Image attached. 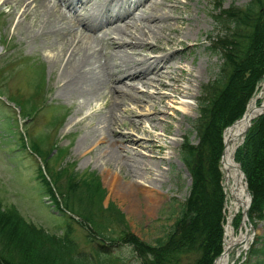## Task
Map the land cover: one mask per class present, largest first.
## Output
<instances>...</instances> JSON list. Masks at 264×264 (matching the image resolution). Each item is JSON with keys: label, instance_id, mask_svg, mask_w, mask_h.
I'll list each match as a JSON object with an SVG mask.
<instances>
[{"label": "rangeland", "instance_id": "rangeland-1", "mask_svg": "<svg viewBox=\"0 0 264 264\" xmlns=\"http://www.w3.org/2000/svg\"><path fill=\"white\" fill-rule=\"evenodd\" d=\"M126 1L128 0H113L112 2L109 0H102L101 3L109 5L122 3V5H124ZM153 1L158 4L163 2V0H147L145 5H148ZM176 1V3L166 1L165 5L167 7H169V5L175 6L178 11H181V16H186L188 14L192 20L195 21L196 26L193 27L191 34L186 38V40L179 37V39H182V46L185 48L182 49L179 44L174 45V47L176 46L175 59L178 60L179 64H177L180 66L182 64V67L185 70H188L191 67L194 69L198 68L199 74L197 75L196 80L191 81L190 85L183 81L180 82V86H186L190 90L189 94L185 97L174 95V99H177L176 107L179 106V109L175 113L177 116L175 115V117L166 118L165 120L169 132L162 135L160 127L156 122H154L156 124V128L152 134L158 140V144L169 145V143H173L172 147H166L161 151L153 153V159H149V161L152 162H149L150 166L148 165V167L150 168V172H148V174L145 173L138 177H123L125 180H129L131 178L143 185H147L148 179L155 178L156 174L160 175L159 184L161 186L158 183H155L156 190L158 189L160 192L157 195L155 206L148 211L143 200V194L137 193L136 197L137 201H139L137 202L138 207L136 211H131L127 201H122L119 195L113 190L112 177L114 176L113 173H118L117 168L115 169L113 164L107 165L104 163L102 158H100L102 153V144L95 139L98 137V127H96V122L103 115L102 113H104V110L106 109L102 108L101 100H99L101 98H99L98 95L105 92L109 84L104 83L102 88L98 91L99 93H97L94 97L95 99L93 98L88 101L77 97L73 99L67 98L64 94L62 95V93L58 92L57 87L55 89V83L60 70L64 67L65 61L57 64L55 63V58L58 55V52L60 54L59 47L62 42L58 41L55 45H52L51 43H48L47 45L45 43V39H43L45 37L40 34V28L38 27L43 11H46L48 8L44 10V7L42 8L39 6V8L35 11V9H32L31 7V9L28 10V15L24 17L21 14L22 9L16 6L14 2L11 0H0V10L2 11L0 13L5 12L0 15V95L3 94L6 96L16 97L22 102L26 99H30V103L24 102L25 110H30V106H33V108L35 107L32 117L27 118L26 120L25 118L19 117L17 107L4 101L9 105H6V108L2 106L0 102V205L3 208L14 207L26 221L42 227L49 233L60 234L61 230L64 228L66 220L71 225V237L77 247L85 252L90 250V244L85 241L84 236L88 230L94 232L91 226L92 224L83 220L81 215L78 214L75 209H68L67 211L64 210V214L59 213L56 210L55 205H51L50 202L46 200L48 198V194L45 193V190L41 188L40 183L35 178V168L39 159L29 154L27 149L22 148L18 140V133L20 134V132L24 130L26 134L32 138H45L46 143H39L40 148L43 150L49 148V146L47 147L48 142H53L54 140L60 141L59 146H63L65 151L64 153L62 152L60 158L59 156L52 157L55 152L49 155V158H51L48 159V162L53 169L57 167L61 168V165L69 163V165L78 174L94 172V174L99 177L101 186L105 191V196L101 202L102 205L105 206L107 202H112L117 207L118 211L123 215L126 221L127 230L131 232L139 241L154 243L158 236H161L162 233L164 234L175 216V211H177L178 205L187 198L191 188V175L188 172L187 167L180 159V151L182 150L185 141L192 145L199 142L196 134V123H193V121L198 118V106L195 104V101L198 98L205 96L201 89L213 79L214 74L217 72L219 60L217 55L209 51V43L207 44L206 37L208 34H211L214 37L216 31H224L225 28L222 26L225 24L219 25L214 22L213 16L219 12L221 15L224 11L229 10L230 8L233 9L235 6H243L250 0ZM46 3H48V1H46ZM53 3L54 1H49V8L53 6ZM78 6L76 13L81 14L82 11ZM183 7L186 8L185 11L181 10ZM62 9L63 8L61 7V10ZM141 10H143V7L141 6H137L134 10H132L135 18L141 13ZM164 10H166V8H164ZM128 18H125L124 21L130 20ZM171 21L172 20H170V22ZM171 23L173 24V22ZM174 26L177 27V25ZM180 26L184 29L186 28V24L184 23H181ZM138 27L139 22L137 18L134 21V27H129L124 30L128 31L131 37L133 35L138 37L136 31ZM77 29L78 28H76V30ZM105 29L106 25L101 26L94 31L93 34L98 37L95 39L97 45H95V41L94 43L91 41L90 50L88 49L89 52L94 50V48L96 50V47L97 49L99 48V53L103 54L105 51H107V53L110 52L109 47H104V45L101 46L102 39L106 37V35H104ZM256 29L257 31H264V24H259ZM33 31H36V33ZM228 31L230 30L228 29ZM172 32L173 30L164 29L160 33L161 36L177 37L175 33ZM63 33V37L68 36L67 33ZM109 36L116 38L114 34H109ZM143 38L140 41H147L148 44L153 45L154 41L150 36L146 38L144 36ZM150 38L151 40H147ZM258 39L259 41L261 39L260 47L264 49L263 36L259 34ZM129 40L130 39H128V41ZM161 40L163 39L161 38ZM214 43L217 44L216 41H213V44ZM4 44L6 46L2 47ZM71 47L72 45L69 46L68 51ZM127 47L128 46H125L124 49H126L125 51L130 55L131 59L132 57L135 60H140L142 58L152 59L156 56L154 53L145 51L144 49L139 50L137 52L138 54L133 55L131 49ZM137 47L138 46L134 48ZM263 79L264 71L257 79V86L259 88ZM118 85L122 87L119 89L120 91L122 90L121 92H124V89L126 90V87L122 86L121 81L114 83V86ZM136 87L137 90L134 95L137 96L143 91H146L156 97L157 91L162 93L166 92L164 88H158L157 86L155 88L154 83L151 87L147 88H143L139 84H136ZM262 89L263 87L261 84V91ZM8 99L10 100L11 98L8 97ZM170 99L172 98L165 100L166 112L168 116L172 115V108L169 106L171 104ZM0 100H3V96L0 97ZM260 100L261 99H257V102ZM155 102L156 98L154 97H152V99H143L141 103L142 108L144 109L143 111L150 113L153 107L156 108L158 106ZM256 103L255 107L257 106ZM121 108L125 110H137L134 104L127 100L125 101V104L123 103L119 107V110L113 112L114 115H117H115L117 120H122L120 122L116 121V125L120 127L116 128V137L130 135L133 139L138 138L140 136V132H132L122 127V124L127 123L128 120ZM230 109L231 108L227 107V105L223 106L221 112L217 113L216 117L220 119L221 116H224L227 112L231 111ZM80 117H82V120L80 122L78 121L76 125L71 126V121L79 119ZM51 118L57 119L54 125L51 123L49 124V122H51ZM143 125L145 127H149V124L146 121L143 122ZM92 129L94 130L90 132ZM85 134H89L88 147L86 149H81L80 141ZM248 141H251V137H249ZM258 145L255 149V154H257V152L262 153L261 150L262 146H264V141L261 142L258 140ZM131 147L143 156H149V152L145 148L136 147L134 145H131ZM247 155H249V161L253 160L254 163H257L255 162V155ZM236 162L241 167L243 160L240 159ZM258 164L260 166H258ZM253 169L257 171L258 176L262 179L264 178L262 177L264 175L263 162L257 163ZM123 173H126V170L122 168L119 175ZM45 176L47 179L49 178V175ZM223 179L222 174V185H224ZM157 186H159V188ZM52 188L56 190L53 186ZM54 194L61 202L60 195L57 192H54ZM174 209L175 211L172 212ZM61 210L63 211V208H61ZM67 214L73 216L74 220L79 221L83 226L79 225V223L75 221H68L65 217ZM189 214H191V211H189L188 215ZM241 217L239 218L237 226L232 229V234L234 238H237V241L229 250L228 261L230 264H245L248 251L253 247L262 248L264 252V206L261 218L259 220L252 221L250 224L251 228L248 227L246 233L242 227H239L241 220H243ZM114 229L118 232V230H121V226L114 224ZM104 231L102 230V233H105L104 235H108V233ZM239 234H244V237L241 238ZM109 237H111L110 239H113L115 234L109 235ZM107 243L109 242H106V245ZM111 244L114 243L111 242ZM120 247L121 251L117 256H120L124 259V261L115 264L138 263V259H136V256L134 252H132L130 246L122 243Z\"/></svg>", "mask_w": 264, "mask_h": 264}, {"label": "trees", "instance_id": "trees-1", "mask_svg": "<svg viewBox=\"0 0 264 264\" xmlns=\"http://www.w3.org/2000/svg\"><path fill=\"white\" fill-rule=\"evenodd\" d=\"M224 13L217 18L219 25L225 24L222 26L224 31H216L214 37H209L212 43L209 50L219 60L217 72L202 87L205 96L196 100L198 118L193 123H196L199 142L192 145L185 141L180 151V159L191 175V188L177 211H172L176 212L175 216L164 234L154 243L139 241L127 230L125 219L113 203L108 202L105 208L102 207L104 189L94 173L78 175L63 166L52 174V179L63 206L75 209L83 220L92 224L94 232L88 230L84 236L90 250L85 252L77 247L68 222L64 223L60 234L48 233L26 221L14 208L0 205V264H115L124 261L117 256L122 243L130 246L138 259L137 264H212L214 257L222 251L225 224L219 170L223 153L221 134L231 122L243 116L258 89L257 79L264 71V49L258 39L259 34L264 39V31L256 29L259 24H264V0H250ZM225 105L231 111L218 119L217 113ZM249 137L252 142L248 141ZM263 138L264 113L251 121L234 154L236 161L243 160L240 169L251 196L247 211L251 223L261 218L264 206V178L253 169L257 163H264V146L259 149L262 153L255 154L258 140L262 142ZM28 141L32 150L42 152L34 140L29 137ZM247 154L255 155L257 163L249 161ZM47 156L45 153L44 162ZM43 182L48 187L45 179ZM54 205L59 209L57 203ZM189 211L191 214L188 215ZM240 217V213L235 214L232 227L237 226ZM114 224L120 225L121 230L117 232ZM112 234L115 237L110 239ZM106 242L109 243L106 245ZM245 264H264L262 249L251 248Z\"/></svg>", "mask_w": 264, "mask_h": 264}, {"label": "bare ground", "instance_id": "bare-ground-1", "mask_svg": "<svg viewBox=\"0 0 264 264\" xmlns=\"http://www.w3.org/2000/svg\"><path fill=\"white\" fill-rule=\"evenodd\" d=\"M11 1L22 9L21 14L24 17L28 15V10L31 7L35 11L39 6L44 7V10L48 8L46 11H43L38 27L40 28V34L44 35L45 38L43 39H45L47 45L48 43L55 45L58 41L62 42L61 45L59 44L60 47L58 46L60 54L58 52L55 58V63L57 64L65 61L64 67L60 70L56 81V83L61 82L59 87H57L58 92L62 93V95L64 94L67 98L73 99L77 97L88 101L99 93L98 91L104 83L109 84L107 88L105 87V92L98 95L102 99V108H106L104 113H102L103 115L96 122L98 137L95 139L102 144L100 158L107 165L113 164L115 167L112 166L115 169L117 168L118 173H113L112 188L122 201H127L130 210H137V202H139L136 197L137 193L143 194L146 209L148 211L151 210L156 204L157 195L160 193L158 189L156 190L155 186V183L159 184L160 175L156 174L155 178L148 179L147 185H143L131 178L125 180L123 177H138L145 173L148 174L150 172L148 165L149 162H152L149 159H153V153L161 151L166 147H172L173 145V143H169V145L158 144L159 142L152 132L156 128L154 122L160 127L162 135L169 132L165 120L166 118L175 117L176 110L179 109V106L176 107L177 99H174V95L185 97L189 94L190 90L186 86H180V82L183 81L190 85L191 81L196 80L199 74L198 68L194 69L191 67L185 70L182 64L181 66L178 65V60L175 59L176 46L174 47L175 44H179L182 49L185 48L182 46V39H179V37L186 40L191 34L193 27L196 26L195 21L188 14L181 16V11H178L175 6L169 5L167 7L165 5L166 1L176 3V0H163L160 4L153 1L148 5H145L147 0H128L124 5L119 4L113 7L108 4H102V0H53L54 3L51 8H49V1L52 2L51 0ZM77 6L80 7L81 14L76 13ZM137 6L143 7V10L135 18L132 10ZM61 7L64 10H61ZM185 9L183 7L181 10L185 11ZM125 18L130 20L124 21ZM137 18L139 22V27L136 30L138 37H135V35L131 37L129 32L124 29L134 27V21ZM170 20H172L173 24ZM181 23L186 24L185 29L180 26ZM105 25L104 35L106 37L102 39L101 46L109 47L110 52L99 53V48L97 49V47L96 50L93 47L94 50L89 52L88 49L90 50L91 43H94L95 39L98 38L93 34L94 31ZM174 25H177V27ZM76 28H78V33L76 32ZM164 29L173 30L177 37L161 36L160 32ZM63 32L67 33L68 36L63 37ZM109 34H114L116 38L110 37ZM144 36L145 38L150 36L154 41L153 45L148 44L145 40V42L140 41ZM151 38L147 40H151ZM128 39L130 40L128 41ZM71 45L72 47L68 51ZM125 46L131 49L133 55L138 54L139 50L144 49L145 51L154 53L156 56L152 59L142 58L135 60L133 57L131 59L130 55L125 51L126 49H124ZM136 46L138 47L134 48ZM117 81H121L122 86L126 87L124 92L119 90L122 88L121 86H114V83ZM262 82V91L260 84V88L258 87L256 93L251 98V102L249 101L250 103H248L243 116L223 131V153L219 161L224 178L223 188L225 192L223 252L216 258L213 264H229V250L237 241V238H234L232 234V229H234L232 227L233 217L237 213H241L243 216L242 212L244 209H247L250 203V199L248 200L246 196L244 179L236 167L237 162L234 160V154L243 141L242 138H244L247 131H244L247 122L251 123L254 118L263 114L252 117L258 110L257 99H261L262 103L260 100L259 104L264 105V82ZM153 83L155 88L156 86L164 88L166 92L157 91V97L146 91L141 92L138 96L134 95L138 87H136V84L147 88L151 87ZM152 97L156 98L155 104L159 108L158 106L156 108L153 107L150 113L143 111L142 100L152 99ZM169 98H172L170 99L171 104L169 106L171 107L173 102L175 104L171 116L167 115L165 104V100ZM127 100L132 102L137 110H125L121 108L128 120L127 123L122 124V127L132 132H140V136L134 139L130 135L116 137L117 133L115 132L116 128L120 127L116 125V121L119 120L115 118L117 115L115 114V116L113 112L119 110V107L123 103L125 104ZM144 121L149 124V127L143 125ZM94 129L90 130V132ZM88 137L89 134H85L81 139V149L88 147ZM131 145L145 148L148 150L149 156H143L136 150H133ZM122 168L126 170V173L119 175ZM157 187L159 188V186ZM242 219L239 227H242L246 233L248 229L247 224L245 219ZM239 235L241 238L244 237V234Z\"/></svg>", "mask_w": 264, "mask_h": 264}, {"label": "water", "instance_id": "water-1", "mask_svg": "<svg viewBox=\"0 0 264 264\" xmlns=\"http://www.w3.org/2000/svg\"><path fill=\"white\" fill-rule=\"evenodd\" d=\"M257 108H258L257 112H256L252 117H256V116H258V115L264 113V105H260V104H259ZM244 110H245V109H244ZM243 112H244V111H243ZM242 114H243V113H242ZM252 117H251V118H252ZM240 118H241V117H240ZM235 121H236V120H235ZM235 121H234V122H235ZM249 125H250V123L247 122L244 131L247 130V128L249 127ZM229 126H230V125H229ZM229 126H228V127H229ZM244 133H245V132H244ZM236 165H237L236 167H237L238 171L240 172L242 178L244 179L243 172L240 170L239 165H238V164H236ZM244 182H245V180H244ZM244 187H245V192H246L247 199L249 200V199H250V195H249L248 190H247V187H246V182H245V186H244ZM246 211H247V209H244V211L242 212V213H243V218H244V219H245V217H246ZM222 252H223V251H221V253L213 259L212 264H213V262L216 260V258H218V257L222 254Z\"/></svg>", "mask_w": 264, "mask_h": 264}]
</instances>
